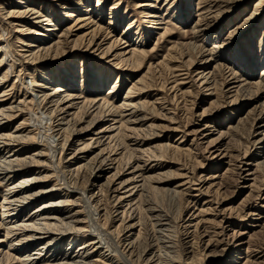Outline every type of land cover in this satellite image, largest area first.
I'll use <instances>...</instances> for the list:
<instances>
[{
  "label": "rangeland",
  "instance_id": "obj_1",
  "mask_svg": "<svg viewBox=\"0 0 264 264\" xmlns=\"http://www.w3.org/2000/svg\"><path fill=\"white\" fill-rule=\"evenodd\" d=\"M200 2L210 5V0H0V81L6 80L0 99H3L2 91L7 90L10 96L3 105L6 109L16 108L11 113L14 118L3 120V124L6 132L13 133L18 128L17 132L24 137L30 138L32 131L42 133L34 139L35 143L20 146L24 150L17 154L21 159H30L44 153V169L52 167L50 162L60 167L61 173L57 172L54 178L50 177L53 171L47 170L42 175L49 177L44 186L60 184L53 194L60 200L67 198L73 202L64 218L84 211L76 216L82 221L86 217L87 227L78 244L95 242L86 251L90 260L99 262L103 259L100 256H104L107 264H264V149H261L264 122L252 127L264 106V91L255 101L243 95L232 105L230 100L236 95H226L229 86H224L223 96L220 91L199 88L196 75L193 73L190 78L184 67L186 63H181L194 58L192 72L196 69L202 72L209 64L206 73L215 67L217 70L227 67L244 80H263L264 0H235L219 17L215 15L219 12L217 7L207 10ZM25 7L39 12L42 18L34 19L31 14L9 18L11 12L17 13ZM66 12L74 17L66 18ZM149 14L155 17L144 18ZM44 19H50L51 24H37ZM50 28L55 31L47 32L53 30ZM69 28L72 31L67 32L68 40L61 38ZM94 36L103 49L113 41L122 45L104 55L103 50L88 47ZM59 39L64 41L59 56L38 52ZM76 42L83 44L73 49ZM193 46L206 51V55L202 58L192 55ZM8 49L7 60L4 52ZM135 49L145 52L141 67L137 68L135 62L130 66L117 65L116 53ZM181 52L185 54L183 57L187 53L189 57L180 59ZM209 52L213 57L205 63ZM144 76L152 89L143 88L131 95L134 97L130 103L137 104L140 110L132 121L136 119L139 123L125 132L127 138L124 134L117 135V131H108L109 127L115 130L120 126L113 121L114 117L96 112L87 114L82 106L84 100L108 98L119 107L134 85L143 87L144 82H138ZM32 80L44 86L35 88V95L37 92L41 96L52 95L59 88L64 97L74 98L72 109H67L71 103L59 106L54 99L53 105L45 108L56 111L57 115L50 111L41 115L46 110L33 106L29 114L24 112L21 116L23 112L18 111L21 107L18 104L30 96L25 93L32 88ZM164 80L166 88L161 90L159 86ZM141 104L145 110L140 108ZM203 113L206 114L201 117ZM47 118L51 119L49 123ZM25 120L27 124L22 125ZM260 121L264 118H259L257 123ZM102 129L107 131L100 133ZM110 137L113 141L108 140ZM248 138L261 141L253 146V142H247ZM96 139L102 143L97 144ZM88 143L91 147L81 151ZM214 144L227 149L228 157L212 156L214 151L210 148ZM159 145L173 150L168 151L171 155H167L166 161L157 163L160 153L153 152ZM15 149L4 148L3 155L8 156ZM246 152L248 158L236 166L237 156L244 158ZM250 158L258 159L252 162V167L247 165ZM258 163L262 165L257 166ZM94 164L97 170L89 173L86 170L87 175L84 174L88 181L81 177L83 170L76 171ZM239 165L243 171L237 169ZM251 168L252 177L247 176ZM240 172L242 179L238 180L235 174ZM155 176L163 178L164 186L149 179ZM2 178L1 175L0 202L4 193H8ZM21 179L16 177L15 184ZM128 191L131 192L127 194ZM43 202L38 201L27 209L26 215ZM3 212L0 208V218ZM4 234L0 230V250L7 251L14 238L11 236L7 241ZM64 246L71 247L66 243ZM38 247H32L31 252ZM77 251L75 244L70 253L74 255ZM10 253L18 255L14 245Z\"/></svg>",
  "mask_w": 264,
  "mask_h": 264
},
{
  "label": "bare ground",
  "instance_id": "obj_2",
  "mask_svg": "<svg viewBox=\"0 0 264 264\" xmlns=\"http://www.w3.org/2000/svg\"><path fill=\"white\" fill-rule=\"evenodd\" d=\"M234 1L235 0H210V3H208V4H210L209 6L206 4V2H200V4L204 3L206 5V9L207 10H211V9H214V8L217 7L219 12H216L215 15H217V17H219V16H221L223 14V12H224L223 10L225 8H228L231 4L233 5ZM99 5H101V4H99ZM152 7H154V6H152ZM29 14L35 16L34 19L40 20L42 18V16L39 14V12H35L34 10L27 9L26 7H25L24 10L18 11L17 13H12L11 12L9 14V18L13 17L15 15H17L18 17H23L25 15V17H27ZM150 14H154V13H150ZM150 14L148 16H146V17L144 16V18L149 20V19L155 17L153 15L151 16ZM65 17L68 18V19H71V18L74 17V15L71 14V12H66ZM203 19H201L200 21H202ZM45 22H47L48 24H51L50 19L49 20L44 19V20H42L40 22L38 21L37 24L39 25V24H43ZM156 24H158V23H156ZM50 29H53V30H49L48 29L47 32L55 31L54 30L55 28H50ZM71 31H72V28H69L66 31V33H64L63 36H61V38L65 37V40H68L67 32L70 33ZM94 38H95V36L92 37L89 40V42H88L89 46L88 47L89 48L90 47H93V48L97 47L98 49L104 51L103 52L104 55H109L116 47H118L119 45H122V44H119L121 42L113 41L108 47L103 49L102 44L98 43V40L96 41ZM63 42L64 41L59 39V41L56 42L55 44L53 43L52 45H49L48 47H46V49H42V50L39 49L38 52L44 51L45 53L54 54L55 55L54 57L59 56V50L62 49V47H63L62 45L64 44ZM77 43L78 42H76V44L73 46L74 47L73 49H76L77 47L79 48L83 44V43H81V45H78L80 43H78V44ZM263 43H264V41H263ZM192 50H193V52H191L192 55H193V53L196 56L197 55L198 56L201 55V58L204 57V55H206L205 54L206 51H204L200 47L193 46ZM9 51H10V49H8L6 52H4V57L6 56L7 60L10 57L9 56ZM38 52L35 53L37 56H39ZM54 52H56V53H54ZM35 54L33 53L32 55H35ZM184 55L185 54L183 52H181V56L182 57H180V59L184 60L187 57H189L188 53H187V55L185 57H183ZM192 55H191V57H192ZM144 56H145V52L137 51L135 49V50H131L129 52L125 51V52H122V53H116L115 56H114V59L117 61V63H118L117 65H121L122 64L124 66H130L133 62H135L136 65H137L136 67L138 68V67H141L142 61L144 59ZM212 57H213V54L211 52H209L208 58L205 59V63L209 59H212ZM193 59L194 58H190L188 61H185V62L182 61L181 62V63H186V66H184V67H186V70L188 71L189 77L191 78L192 74L194 73L196 75V77H197V79H196L197 83L200 84L199 88L200 87H204V88H206L208 90L212 89V90L216 91L217 93H218V91H220L221 96H223L225 94L224 90H223L224 86H226V87L229 86L230 89L228 90V92H226L227 93L226 95H232V93L236 95L235 98L230 100V103L232 105L234 103L235 104L238 103V100L243 95H244L243 97H248L249 101H255V99L259 95V93L264 91V79L263 80L260 79L259 82L247 81V80L242 79V76H238V74L234 70H232V69L229 70V68H227V67H225L224 69L220 68L218 70H217L218 67H215L214 71H210V72L206 73V71L208 70V65L209 64H206V65L204 64L205 66H204V68H203L204 70L202 72H200L201 69H199V72H198V69H196L195 72H192L191 71V67L193 65H195V62L193 61ZM34 61H35V59H34ZM124 66H122V67H124ZM201 67H203V66H201ZM144 77L145 78L141 79V81L138 82V83H141V82L143 83L144 82L143 83V87L140 86V88H139L138 85H134L133 89H131L127 93L128 96H127V98L124 99L125 102L119 107H117L114 103H111L112 101L108 100V98H107V100H105L103 98H96L95 100H90V101H85L84 100V101H82V106L84 108H86L87 114H90V112L91 113H95L96 112L95 114H100V115H103V114L106 115L107 114V116H110L111 118L114 117L113 121H115V123L119 124L120 126L115 128V130H113V129L111 130V127H109L108 131L112 132V133L114 131H117L118 132L117 135H122V134L125 135V132H128L130 130V128L135 127L139 123V121H137L136 119H134V121H132V118H135L136 114L140 110L139 109L137 110V106H138L137 104L133 105V104L130 103V102H132L131 98L134 97V96H131V95L135 91H142L143 88H144V90H145V88L152 89V84L150 85L149 84L150 82L149 83L147 82L148 77H146V76H144ZM150 79L152 80V78H150ZM5 81H6L5 79L0 81V92H1V89L2 90L4 89V85L3 84L5 83ZM220 81H222V83H220ZM163 82H164L163 85L159 86L161 90L166 88L165 86H166L167 82L165 80ZM31 83H33V85H31L32 88L25 93V95L28 96V94H29L30 96L28 98H25L24 100H22L18 104V105H20L22 107V109H21V107H18L19 109L17 108L19 112H23L21 114V116L24 115V112H28V114H29V112H31V107H33V106H36L38 109L40 108V111L41 110L45 111L46 110V108H45L46 106L48 107V105L50 104V107H51V105H53L52 103L54 102V99H57V101H58L57 103L59 104V106L60 105H64V103L70 104L73 101V99H74V98H71V97H64V95L60 93L61 89H59V88L56 89L55 92L52 95L42 94V96H41V95H39L40 93H38V92H37V95H35V93H34L36 91L35 88L42 87L43 85H41V84H39V83H37V82H35L33 80L31 81ZM153 87H154V85H153ZM172 88L174 89L175 87H172ZM253 90H255V91H253ZM2 92H3V96H2L3 99H0V176L1 175L3 176L2 181H4V184L8 188V193H4L3 201L0 202V208L4 210V212L2 213L3 216H2V218H0L1 219V221H0V230L5 232L3 237H6L7 241L12 236L14 238V243L10 245V247H9V249L7 251L0 250V262L4 261L5 262L4 264H107L106 263L107 262V260H106L107 258H105L104 256H100V257H103V259L99 260V262H98V260L97 261L90 260L89 253H86L87 249L90 248L95 243L94 241H92L90 244H88L87 241H85L81 245L78 244L79 242H81L80 236L82 234L86 233V231H87L86 228L87 227H86V224H85L86 223L85 222V218L86 217L82 221V220H79L78 217L76 218V216H78L80 213H84V211L76 214L75 217L64 218V214L68 210V207L71 206V205H74L73 202H70V201L66 200L67 198L66 199L64 198V199L60 200V199L56 198L57 197L56 194H53L57 190L56 188H60V187H58L60 184L59 185L55 184L53 187H50V188H46L44 186V183H46L47 179H49V177H42V175L48 170V169L47 170L44 169L45 166H46V164H45L46 162L44 163V161H42V159H46L45 158V154L44 153H40V154H37L34 157H31L30 159H26V158L25 159H21L19 157L20 155L17 154L19 152L21 153L24 150V148H21L20 146L25 145L26 143H35L34 139H36L37 135L41 136L42 133L39 132L40 134L39 133L35 134L32 131L31 132L32 136L29 138V137H24L21 133L17 132L18 128H16L15 132H13V133L6 132V127L4 126L3 122L5 120L10 121L11 119L14 118V115L11 114V113H14L16 108L14 109L12 106L9 109L5 108V105H3V102L4 101H8L6 99V97L10 96L9 95L10 93L8 94L7 90L2 91ZM245 93H247V94L245 95ZM36 96H37V99H35ZM38 101H40V102H38ZM126 102H128L129 104L126 103ZM249 103L250 102H247L246 104H249ZM29 105H31V106L29 107ZM72 107H73V104L71 103V105L68 106L67 109H72ZM140 108L145 110V105L141 104ZM47 111H50V109H47L45 112L41 113V115L42 114H46ZM50 112L53 113V114H56V111L51 110ZM205 114L203 113L201 117H204ZM117 118H119V120ZM259 118L260 119L264 118V106H262V110L259 113V117L255 118L256 120H254V124L252 125V127H254L256 124H260V123L264 122V121H262V122L260 121V122L257 123ZM27 121L28 120H25L24 121L25 123H23L22 125L27 124L26 123ZM50 121H51V119L48 121V123ZM61 121H63V119H61ZM103 131L106 132L107 129L106 130L102 129V131H100V133H104ZM60 134H61V132L58 133L57 135H60ZM111 137H113V136H111ZM111 137L108 139L109 141L110 140L113 141ZM247 137H249V135H247L246 138ZM37 138H39V136ZM125 138H127L126 135H125ZM128 139H130V138H128ZM260 141L261 140H259V141H251V138H248V140H247V142L249 144H252V142H253V146H255L257 143H260ZM96 143L100 144V143H102V141H100V139H96ZM110 143L111 142H109V144ZM136 143H137V141H136ZM1 144H3V145L1 146ZM91 145H92L91 143H88L86 145L84 144L83 147L81 148L82 149L81 151L87 150L89 147H91ZM12 146H14V148H16V149L12 150V151H9V152H11L10 155L4 156L3 155L4 148L6 150H9V148L12 147ZM54 146H56V145H54ZM62 146H65V145H63V143H62L61 147ZM120 147H122V146H120ZM62 148H64V147H62ZM155 148H156V146H155ZM52 149H54V148H52ZM210 149L214 151V153H212V156H215L217 158H219V157H228L227 149H223L221 144L211 145ZM261 149H264V147H262ZM155 150L156 151H154L153 154H156L157 152L160 153V155L158 156V159H157V161H158L157 163H159V162L166 161L165 158L168 157L167 156V155H169L168 153L171 150H173V149H171L170 147L166 148V146L159 145ZM127 151H129V150H127ZM54 152H52V153H54ZM172 152H174V154H175V151H172ZM216 154H218V155H216ZM175 156H176V154H175ZM75 158L76 157L74 156V160H75ZM169 158L171 159L172 157H169ZM247 158H248L247 152H246L244 158L243 157L241 158V156L238 155L237 158H236V161H235L236 166H237V163L241 164V162L243 160H246ZM248 161L249 162H248L247 165H251V167H252V165L254 166V163H252V162H258V159L256 158V159L252 160V158H250V160H248ZM50 163L52 164V167H50L48 171H53V175L50 176V177L54 178V177H56V173L57 172H58V175H59V173H61L60 172V167L58 165H56L55 163H52V162H50ZM260 164L262 165V163H258L257 166H260ZM157 167L158 166H156L155 168H157ZM95 169L97 170V164L96 165L94 164V165H91V166H88V167L81 166L76 171L80 172L81 170H83L80 173L82 175L81 177H82V179H86L87 180L88 177L85 176V175H87V171L89 173L91 171L93 172V170H95ZM237 169L239 171H243L242 168H241V165H239ZM252 170H253V168L248 170V175L247 176H251V177L254 176V173H251ZM230 171H232V170H230ZM62 172H64V171H62ZM233 172H234V170H233ZM66 174H67V172H66ZM80 174H78L77 176L79 177ZM172 175L173 174H170V176H172ZM18 176L21 177L22 179L19 181L18 185H16L14 179L16 177H18ZM168 176H169V174H168ZM235 176L238 177V180L242 179L241 172L239 174H235ZM60 177L61 176H59V178H58L59 181H61ZM155 177L156 178L149 177V179L151 181H153L154 183L159 184L160 186H164L163 185V183H164L163 182V178H161V177L159 178L157 176H155ZM144 179H143V182L145 183V181L147 179H145V180ZM133 181H134V179H133ZM253 181H255V183H256V180H253ZM85 183H86V181H85ZM129 192H131V191H128L126 193L128 194ZM174 195H175V192H174ZM64 196H66V195H64ZM83 198H82L81 202H83ZM180 199H181V197H180ZM42 200H44V202L41 205L37 206L29 214L26 215L27 209L32 207L38 201H42ZM84 200H85V198H84ZM149 200L150 199L147 200L148 203H149ZM118 201H120V200H118ZM151 201H153V200H151ZM150 204H152V203L150 202ZM262 207H264V204H263ZM92 209H93V206L91 208V211H92ZM150 209L151 208H149V210ZM154 210H155V208H154ZM157 210L159 211V209H157ZM94 211H95V209H94ZM131 212L133 213L134 211L131 210ZM142 212H144V211H142ZM163 212H164V210H163ZM86 214H88L87 210H86ZM90 214H91V212H90ZM158 214H160V213H158ZM158 214H157V216H158ZM123 215H127V214H123ZM163 215H165V214H163ZM163 215H161V216L163 217ZM93 216H95V215L93 214ZM127 216H129V215H127ZM151 216H152V214H151ZM89 218H91V217H89ZM139 218H141V217H139ZM163 218H165V217H163ZM73 219H75L76 221H74ZM142 219H144V218H142ZM155 219H157V218H155ZM158 220H159L158 222H161V217L160 216H158ZM150 222H152V221H150ZM157 224H159V223H157ZM157 224H155V226L159 228V226ZM164 224H165V222H164ZM97 225H98V223H97ZM155 226H154V229H156ZM98 228H99V226H98ZM99 229L101 230V228H99ZM165 229H167V228H165ZM159 231H161V228H160ZM76 234H79V235H76ZM90 235L91 234H89L88 236H90ZM105 235L107 236V234H105ZM111 236H110V238H111ZM87 237L85 236V238H87ZM102 237L103 236H101V238ZM168 237L170 238L171 236H168ZM153 238H154V236H153ZM112 239L114 240L113 237H112ZM155 239H156V237H155ZM101 241L102 240L100 239V242ZM100 242H98L97 245L100 244ZM159 242H161V241H159ZM65 243L68 246H71V247L68 248V249H65V246H64ZM113 243H115V242H113ZM75 244H76V246L78 248V251L74 252V255H73L70 252H71L72 248L75 247ZM101 244H102V242H101ZM12 245H14L16 247V251L18 252V255H12L10 253V250L12 249ZM238 245H239V243H238ZM34 246H39V247H38L37 250H35V252H31V248L34 247ZM114 246L115 245H112V247H114ZM134 246H136V245H134ZM109 248H111V247H109ZM47 249H48V253L44 254V251H46ZM114 249H115V247H114ZM248 251H249V249H248ZM110 252H111V250H110ZM51 253H53V254H51ZM117 253H118V251H117ZM144 253H142V254H144ZM48 254H51V256L50 257H46ZM123 256L125 257V255H123ZM123 256L121 258H123ZM142 256H144V255H142ZM110 261H111V258H110ZM119 263H120V260H119ZM108 264H109V262H108ZM110 264H111V262H110ZM130 264H131V262H130Z\"/></svg>",
  "mask_w": 264,
  "mask_h": 264
}]
</instances>
